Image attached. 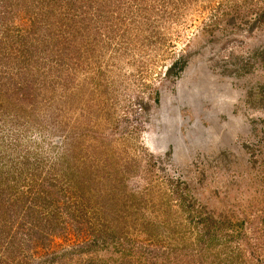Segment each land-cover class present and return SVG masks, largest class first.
I'll list each match as a JSON object with an SVG mask.
<instances>
[{"label": "rangeland", "instance_id": "obj_1", "mask_svg": "<svg viewBox=\"0 0 264 264\" xmlns=\"http://www.w3.org/2000/svg\"><path fill=\"white\" fill-rule=\"evenodd\" d=\"M0 264H264V0H0Z\"/></svg>", "mask_w": 264, "mask_h": 264}]
</instances>
